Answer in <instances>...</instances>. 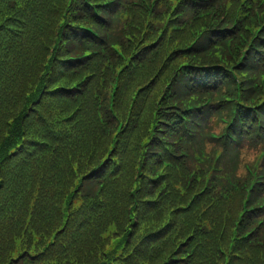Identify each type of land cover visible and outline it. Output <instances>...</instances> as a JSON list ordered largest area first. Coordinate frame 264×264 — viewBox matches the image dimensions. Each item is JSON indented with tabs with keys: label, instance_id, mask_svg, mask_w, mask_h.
<instances>
[{
	"label": "trees",
	"instance_id": "trees-1",
	"mask_svg": "<svg viewBox=\"0 0 264 264\" xmlns=\"http://www.w3.org/2000/svg\"><path fill=\"white\" fill-rule=\"evenodd\" d=\"M233 1L0 0V264H264L245 179H211L223 204L182 156L264 148V6ZM236 105L243 137H211Z\"/></svg>",
	"mask_w": 264,
	"mask_h": 264
},
{
	"label": "rangeland",
	"instance_id": "rangeland-1",
	"mask_svg": "<svg viewBox=\"0 0 264 264\" xmlns=\"http://www.w3.org/2000/svg\"><path fill=\"white\" fill-rule=\"evenodd\" d=\"M230 161H231V159L228 158V159L224 160L223 163H224V164H227V163H229Z\"/></svg>",
	"mask_w": 264,
	"mask_h": 264
}]
</instances>
